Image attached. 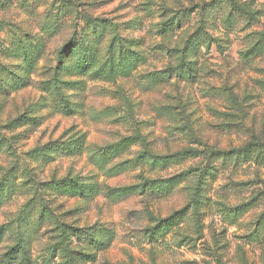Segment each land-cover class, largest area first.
<instances>
[{
    "label": "rangeland",
    "instance_id": "rangeland-1",
    "mask_svg": "<svg viewBox=\"0 0 264 264\" xmlns=\"http://www.w3.org/2000/svg\"><path fill=\"white\" fill-rule=\"evenodd\" d=\"M177 20L166 45L192 64L189 78L161 73L159 30ZM114 37L130 57L109 74ZM137 136L143 143L95 162ZM79 137L82 149L69 151ZM0 142V264H264V0H0ZM185 150L236 152L206 171L201 237L189 210L149 241L147 228L187 209L206 165L203 155L151 156ZM173 176L182 179L162 193L113 195ZM64 178L95 183L96 194L49 187ZM241 205L239 216L224 211ZM100 231L110 241L95 250Z\"/></svg>",
    "mask_w": 264,
    "mask_h": 264
},
{
    "label": "trees",
    "instance_id": "trees-1",
    "mask_svg": "<svg viewBox=\"0 0 264 264\" xmlns=\"http://www.w3.org/2000/svg\"><path fill=\"white\" fill-rule=\"evenodd\" d=\"M6 1H10V0H6ZM180 24H181L180 20H177L174 23L170 22V24H168L167 26H165V24L161 25L160 30H159V36L161 37L163 41V45H164L162 48V51L165 52V54L169 57V63L167 65V68L165 71L161 73H165L166 75H168L169 78H172L173 74H175V76L179 78H189L191 77V73L193 72L192 64L190 62L185 61V55L182 56V58L176 60L175 56L178 53V51H176L175 47H170L169 45H166L167 40L165 39V35L173 28V26H176L177 28L181 27ZM70 45H71V41L65 43L61 47L59 55L61 54V52L66 50ZM108 51H109V57L107 61L105 62V67L109 74H114L120 71L117 61H120L122 58L128 59L130 57V56L128 57L129 52L124 49L121 42L117 40L116 37H114L111 40L110 45L108 47ZM57 60H59V57H57ZM42 89L50 93L55 98V101H57L56 106L59 107L61 111L66 112V113L70 112L68 101L61 94V87L55 86L53 82L47 81V82L42 83ZM138 141L143 143V139L140 136L124 138L121 141L115 143L114 145H111L110 147L106 148L104 151H101L100 155H97L94 157L95 162L99 164L100 166H103L106 163V160H107L106 158H108L110 154H118L121 151L128 149L130 146H132ZM82 145H83V137H79L78 139L72 141L71 146H69L68 148H69V151H71L70 149H72L76 152H79L82 149ZM2 146L3 145L0 142V150L2 149ZM246 149L247 148L244 147V148L236 150L237 154L245 152ZM236 151L228 152V153L226 152L223 154H221L218 151H211L207 154L206 152H199L197 150H185V151L175 153L173 155L164 156L161 159L155 156H151V159L155 161L156 160L169 161L170 159H177L179 157H184V156H187V157L191 156L195 158V157H200L201 155H203V157L205 158L206 165L202 170L195 171V173L197 172L198 173L196 174L194 185L191 188L192 194H191L190 202L187 205V209H182L180 211L173 213L172 215H170L169 217L165 219H160L156 222L154 226L147 228L145 232L147 234L149 241H155L158 237L164 235L171 228L172 223L176 221L178 216L184 213V211H189V210H191V215H192L193 224H194V229H192V234L196 235L197 237H201L203 230L205 229V226L203 224V219L205 216L203 208L205 207V202L203 201L202 198L204 197L203 189L205 186L204 176H206V171L215 170L216 165L212 161L213 158L228 157L230 154L235 153ZM137 159L141 160V162L144 163V162H147L148 158L139 156ZM118 167L121 168L122 164H120ZM181 179H182L181 176H175V177L173 176L165 181L145 180L143 181L142 184L117 190L115 191L117 192V194H113V195L115 197H121L123 195L125 196L126 194H131L135 191H138L139 193H143L147 185H148L147 190L148 189L153 190V192H156L158 190L160 193H162V192L168 191L172 186H174ZM48 185L52 190L54 189L58 192H64L65 194H68L70 196H78L82 199H89L93 197L97 191V185L95 183L82 184L73 178H70V179L64 178L58 181H50L48 182ZM243 207L245 206L244 205L237 206L233 212H230L227 209H224V211L226 210L228 211V213H231L232 215L239 216L245 211V210H242ZM78 231L79 229L71 228V232L73 233H77ZM99 233H101V235L97 236ZM78 236H80V234H78ZM95 236L96 237L92 239V241L94 242L93 244H94L95 250L97 247L100 248L110 241L109 232L100 231V232H97ZM19 250L20 249L18 246L11 247L5 256H7L8 260H14L17 257ZM217 263L220 264V262H217ZM26 264H30V263L26 261ZM207 264H210V263H207Z\"/></svg>",
    "mask_w": 264,
    "mask_h": 264
}]
</instances>
